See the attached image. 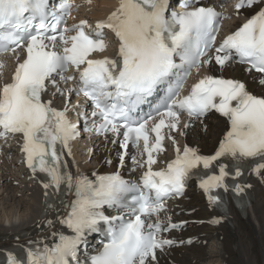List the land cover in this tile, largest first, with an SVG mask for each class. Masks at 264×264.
<instances>
[{"label": "snow or ice", "instance_id": "snow-or-ice-1", "mask_svg": "<svg viewBox=\"0 0 264 264\" xmlns=\"http://www.w3.org/2000/svg\"><path fill=\"white\" fill-rule=\"evenodd\" d=\"M256 3L239 0L235 8L238 12ZM181 6L183 11L176 12L170 10V0H118L115 10L97 21L92 35L85 31L84 20L58 31L64 16L70 14L69 0H60L58 5L51 0H0V55L16 54L19 61L17 50L23 48L26 53L17 63L11 82L0 86V138L22 136L21 151L27 167L34 177L44 174L46 207L54 206L48 203L49 198L59 199L65 189L74 186L70 210L59 220L72 234L54 232L57 239L51 246L28 249V264H157V252L177 244L162 233L179 229L184 223H172L171 217L167 222L160 219L166 198L182 195L187 182L196 176L210 206L220 204L213 190L223 188L227 192L225 180L230 175L229 166L220 163L222 157L236 162L234 177L242 175L240 165L245 161L255 164L252 171L257 175L264 170V97L253 95L239 80L214 75L203 76L188 95H180L191 70L199 73L201 67L210 68L213 62L223 68L238 58L249 65L247 71L264 74V8L217 45L221 21L229 17L214 7L193 6L192 0H182ZM105 29L119 42L118 56L93 59L92 54L108 47ZM69 32L75 34L69 36ZM57 41L63 45L61 52L55 50ZM69 67L76 69L80 83L69 93L82 94L92 104V127L86 130L105 136L111 133L115 137L112 143L119 142L124 150L130 144L139 149L142 143L147 159L132 157L138 167L147 168L139 183L123 179L119 171L94 174L95 180L83 174L73 177L67 171L63 152L66 149L72 154L70 141L79 135L77 125L67 117V104L62 111L57 110L51 100L42 97L49 82L56 87L54 95H64L55 77L74 80L75 76L64 75ZM259 83L264 85V78ZM161 88L165 95L152 112L138 117L139 106ZM213 110L229 124L215 153L201 155L187 145L181 152L177 146L175 159L165 169L153 171L157 162L153 153L163 151L161 130H176L181 113L187 114L189 123L183 126L187 129L193 119ZM84 120L88 123L87 114ZM149 121L156 122L149 126ZM153 133L154 142L150 141ZM125 155L126 151L119 154L121 167ZM214 164H218L219 174L199 176L201 167L209 170ZM245 187L236 184L232 191L239 195ZM106 209L118 214L106 215ZM153 216L154 222L148 219ZM208 222L219 224L220 220ZM47 224L51 227L53 221ZM101 231L102 247L81 261V245L86 250L88 236ZM8 264L23 262L9 253Z\"/></svg>", "mask_w": 264, "mask_h": 264}, {"label": "bare ground", "instance_id": "bare-ground-1", "mask_svg": "<svg viewBox=\"0 0 264 264\" xmlns=\"http://www.w3.org/2000/svg\"><path fill=\"white\" fill-rule=\"evenodd\" d=\"M84 1L85 9L89 12L82 13L80 17L87 19H100L110 14L118 5V0H79ZM223 0H211L210 5H220ZM224 4V3H222ZM225 13L232 17V25L226 32L236 31L243 23L245 17L261 9L260 5L255 9L236 12L234 4L222 6ZM231 24V23H230ZM18 61L15 58L5 60V66L0 69V86L5 84L11 77ZM246 66H238L232 62L221 68L214 62L212 66L201 67L199 78L205 75H214L226 79H234L243 82L248 91L253 95L264 97V85L259 83L260 77L247 71ZM64 90V87H59ZM56 93V87H51L43 98L52 101V105L63 106L66 94ZM189 123V121H186ZM182 125V124H181ZM228 128L227 121L216 113L210 116L190 122V127L185 129L182 125L176 133L169 135L176 140L180 148L185 145L196 148L199 153L211 155L216 149ZM181 131L185 134L181 135ZM87 139V138H86ZM115 137H105L92 142L84 150L91 152L95 166H89L87 162H79L72 154L68 155L65 149L68 171L73 177L83 174L90 180L95 175L119 171L123 175L136 176L130 170V164L125 160L124 165L118 168V151L112 140ZM79 141V140H78ZM0 252L24 248L28 244H40L41 238L49 236L58 227L60 218L65 217L69 206L74 199V186L68 191L64 203L66 212L56 220L55 225L43 229L41 233L31 232L37 226L43 225L46 201L42 187V176L33 174L23 168L20 159V149L16 142L0 141ZM75 142H70L72 150ZM86 156V154H84ZM141 160L139 156L136 158ZM111 160L108 164L106 161ZM136 165V164H135ZM137 168H140L136 165ZM95 174V175H94ZM250 184V201L241 211L229 207V213L222 214L210 206L205 197L195 184L185 191L181 200H173L170 206L160 213V219L167 222L182 224L179 229H172L168 233H162L167 239L177 241L171 248L164 252H157V264H264V170L260 175L252 173L248 176ZM216 218L219 224H211L208 221ZM156 217L153 218L155 221ZM30 232L26 238H21L23 233ZM33 233V234H32ZM191 240L192 242L186 243ZM185 241V243H180ZM207 241V244L204 242Z\"/></svg>", "mask_w": 264, "mask_h": 264}, {"label": "rangeland", "instance_id": "rangeland-1", "mask_svg": "<svg viewBox=\"0 0 264 264\" xmlns=\"http://www.w3.org/2000/svg\"><path fill=\"white\" fill-rule=\"evenodd\" d=\"M85 143V140L83 139L82 142L79 143L78 147H76V149L74 150V153L72 154L77 160L79 161H84V162H88L89 166H95V162H93V160H89L88 156H84L83 155V144Z\"/></svg>", "mask_w": 264, "mask_h": 264}]
</instances>
